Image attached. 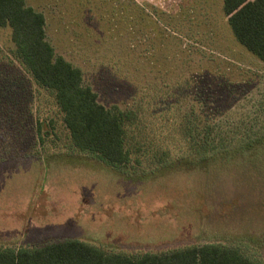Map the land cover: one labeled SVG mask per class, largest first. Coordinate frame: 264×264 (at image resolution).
<instances>
[{
	"label": "rangeland",
	"instance_id": "obj_1",
	"mask_svg": "<svg viewBox=\"0 0 264 264\" xmlns=\"http://www.w3.org/2000/svg\"><path fill=\"white\" fill-rule=\"evenodd\" d=\"M25 2L99 103L136 110L129 129L148 152L126 168L68 152L52 97L12 64L10 29L0 27V246L78 239L136 255L220 243L264 264V159L160 166L183 153L172 144L184 151L172 121L229 137L263 128L264 63L236 40L222 0ZM48 118L57 138L41 145L36 127L48 130Z\"/></svg>",
	"mask_w": 264,
	"mask_h": 264
},
{
	"label": "trees",
	"instance_id": "obj_2",
	"mask_svg": "<svg viewBox=\"0 0 264 264\" xmlns=\"http://www.w3.org/2000/svg\"><path fill=\"white\" fill-rule=\"evenodd\" d=\"M222 9L236 40L264 63V0H222ZM6 26L10 29L12 64L22 68L37 88L52 97L66 132L68 141L64 147L67 146L68 152L92 156L115 168H126L131 166L132 161L138 163L141 157H145L148 145L143 147V143L139 144L129 129L136 124V110L122 109L117 105L105 107L97 101V94L83 84L81 70L56 55L46 40L45 18L41 12L28 6L25 0H0V27ZM175 123L183 132L181 136L185 138L186 147L180 144L184 148L182 151L172 144L183 153L169 162L162 160L163 156L169 157L168 148L161 150L158 157L157 153L153 154L159 163L163 161L160 166L164 171L185 168L206 170L215 163L234 166L239 162L248 166L264 159V123L256 133L232 134L231 137L213 131L208 123L199 130L192 120L172 121V124ZM46 124L48 130H43L41 122L36 127L37 140L41 145L44 137L50 135L51 141L57 138L53 119L48 118ZM186 148L195 158L187 153ZM0 264L258 263L237 247L220 243L130 255L106 252L78 239H63L30 248L0 246Z\"/></svg>",
	"mask_w": 264,
	"mask_h": 264
}]
</instances>
